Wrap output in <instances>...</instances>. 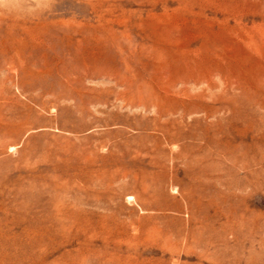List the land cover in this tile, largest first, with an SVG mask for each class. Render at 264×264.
Returning a JSON list of instances; mask_svg holds the SVG:
<instances>
[{
  "label": "rangeland",
  "instance_id": "374dc122",
  "mask_svg": "<svg viewBox=\"0 0 264 264\" xmlns=\"http://www.w3.org/2000/svg\"><path fill=\"white\" fill-rule=\"evenodd\" d=\"M0 264H264V0H0Z\"/></svg>",
  "mask_w": 264,
  "mask_h": 264
}]
</instances>
